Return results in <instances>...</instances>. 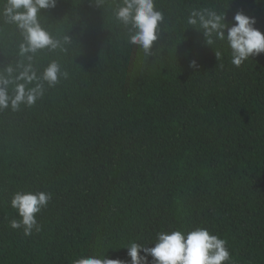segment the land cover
Masks as SVG:
<instances>
[{
  "label": "trees",
  "instance_id": "obj_1",
  "mask_svg": "<svg viewBox=\"0 0 264 264\" xmlns=\"http://www.w3.org/2000/svg\"><path fill=\"white\" fill-rule=\"evenodd\" d=\"M156 2L166 16L160 44H172L152 57L87 0L43 12L54 33L73 5L92 22L70 32L79 48L62 57L67 79L33 106L0 111V264L129 259L111 248L194 227L225 239L233 264H264V53L239 67L223 43L219 61L212 47L197 48V68L185 57L199 35L185 24L194 8L215 7L229 23L242 10L264 32V0ZM22 42L0 21V72L30 62ZM51 56L31 63L40 70ZM18 190L52 196L31 236L10 227Z\"/></svg>",
  "mask_w": 264,
  "mask_h": 264
},
{
  "label": "clouds",
  "instance_id": "obj_2",
  "mask_svg": "<svg viewBox=\"0 0 264 264\" xmlns=\"http://www.w3.org/2000/svg\"><path fill=\"white\" fill-rule=\"evenodd\" d=\"M59 0H0V21L14 26L23 37L19 45V55L27 57L22 68L12 66L0 72V111L10 109L15 112L21 106H33L43 98L48 89L54 88L69 77L63 62V55L75 52L77 38L70 35L75 25L89 29L92 13L82 15L79 6H74L62 21L46 26L43 12L55 9ZM88 6L99 10L109 22L122 29L128 45L136 46L145 57H152L162 47L160 44L166 27L165 13L156 0H87ZM188 28L199 35L192 41V47L185 51L189 66L198 67V47H212L219 61L222 51L218 43L226 44L230 50V62L239 67L249 58L264 53V32L256 27L257 21L244 11H237L233 22L226 21V13L215 7L194 8L185 17ZM202 37V39H201ZM159 44V47H158ZM40 53H52L47 64L37 70L31 61ZM50 192L42 190H18L10 199L11 207L18 218L10 221L12 229H23L25 236L33 231H41L37 216L51 200ZM149 244L154 246L149 247ZM147 245L130 241L117 249H126L129 259H113L109 255L95 253L80 255L73 264H233L227 241L213 234L206 227H194L190 231H161L153 243ZM151 258V259H150Z\"/></svg>",
  "mask_w": 264,
  "mask_h": 264
}]
</instances>
